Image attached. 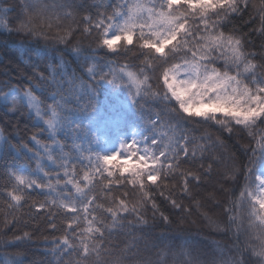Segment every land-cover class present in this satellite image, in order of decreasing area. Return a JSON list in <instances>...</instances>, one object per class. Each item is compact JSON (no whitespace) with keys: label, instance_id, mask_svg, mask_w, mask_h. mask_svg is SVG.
Listing matches in <instances>:
<instances>
[{"label":"snow or ice","instance_id":"1","mask_svg":"<svg viewBox=\"0 0 264 264\" xmlns=\"http://www.w3.org/2000/svg\"><path fill=\"white\" fill-rule=\"evenodd\" d=\"M247 6L248 0H119L111 5L110 13L97 11L95 17L88 14L82 18L88 25L84 31L91 33L95 30L97 33L98 50L106 49L119 55L118 50L134 45L135 39L139 54L144 57L143 67L139 72L121 67L119 72L109 73L111 79L97 71L96 66L87 68L91 80L87 93L92 104V111L89 113L92 116L89 120L92 142L96 145L110 143L107 139L108 129L103 124L92 127L96 123L97 109L94 102L97 98V83L106 81L113 89L127 83L129 89H135L134 104H138L140 99L151 97L154 103L161 106V112L150 122V127L133 128L130 139L121 136V127H117L115 132L118 147L107 150L104 155L100 154L105 151L101 148L95 153L94 164L93 157L90 156V170L84 172L82 178L76 171V165L64 153V145L57 136L65 128L78 130L80 126L74 125L73 121L83 113L69 109L67 98L59 92L44 107L43 101L31 89L10 90L3 94V99L10 101L14 110H18V105L26 104L46 126L45 130L51 140V143L42 144L36 136L31 137L39 149L32 152V156L37 158L36 168L11 173L15 184L4 195L12 202L9 207L16 208L26 199L23 193L39 189L52 199L37 202V211L48 210L51 213V209L56 208L69 215L63 238L51 241L55 245L53 255L61 254V264H71V261L62 260L63 256L71 253H82L84 260L94 254L95 264H164L159 257L154 260L150 256H129L131 247L110 261L105 260L101 256L104 245L97 241L105 240L106 231L111 235V229L125 227L122 214L135 215L136 223L129 221V228L147 226V221L140 213L149 202L154 213L158 211L154 186L167 187L164 181L172 179L174 175H182L181 192L187 194L190 191V181L200 183L202 175L210 174L211 163L208 170L201 163L195 172H177L181 163H191L197 159V148L201 152L199 159H206L203 154L206 151L204 144L192 146L194 137L187 131L190 125L206 124L215 129L219 134L215 138L212 132H208L201 135L200 139L209 142L210 146L221 147H226L221 137L231 139L238 129L248 130V135L251 136L254 129L264 125V64L253 62L252 58L256 54L246 50V43L250 41L246 40L245 35L235 25L229 28L232 18L240 15ZM48 7L65 9L72 8L73 5L70 0H62L49 6L42 5L41 0H24L23 10L27 19L20 23L17 30L33 36L43 35L33 23L34 13L37 10L42 12ZM11 10L10 7L4 8L3 12L6 14ZM260 23L262 27L259 31L264 33V0L260 8ZM0 26L7 27L3 16H0ZM71 34L69 28L65 35L57 38L63 41ZM145 68L154 75H146ZM38 78L41 81L47 79L43 73H39ZM152 79L158 91L152 90L153 85L149 83ZM162 116L168 118V131L157 134L155 129ZM120 119L123 120V116ZM102 129L103 136L98 135ZM149 131L158 139L145 136V132ZM138 136L140 139H137ZM6 143L7 138L0 133V144ZM257 144L258 148L251 149L248 161L251 167L245 166L246 180L256 173L255 186L247 191L246 196L245 192L240 193V202L245 199L251 202L247 228L245 229L242 218L232 215V207L224 209L228 218V230L231 231L233 226L236 228L233 235L237 242L233 244V248L240 258L228 257L211 261L187 259L183 264H247L243 259L245 250L239 243L240 236L245 234L244 243L251 248L252 255L259 258L258 264H264V134L257 139ZM22 150L31 151L27 149V145H23ZM134 157L135 162L130 164ZM231 159L234 160L235 157ZM47 167L55 171L46 170ZM238 172L234 167L230 174H222L224 182L234 180ZM101 178L107 181L104 185L107 191L114 185H121L122 179L126 180L127 184L138 188L140 199L131 207L125 199L113 200L115 207L104 210L103 205L96 203L99 197L94 195L96 183ZM220 190L231 191L223 188ZM160 195L163 196V192ZM170 203L175 209L187 211L175 199L170 200ZM196 203L199 207V202ZM98 210H104L110 215L111 225H106L103 219L94 215ZM160 215L161 219L168 221L167 216L163 213ZM82 222L87 226L81 228ZM209 222L216 224L211 218ZM216 226L219 227L218 224ZM55 227V224H51L53 230ZM30 239V233L24 232L13 241L4 240L3 243ZM152 247L156 245L153 244ZM22 256L23 253L17 252L6 264H23ZM76 264H80V261Z\"/></svg>","mask_w":264,"mask_h":264},{"label":"trees","instance_id":"2","mask_svg":"<svg viewBox=\"0 0 264 264\" xmlns=\"http://www.w3.org/2000/svg\"><path fill=\"white\" fill-rule=\"evenodd\" d=\"M58 2L62 0H41V4L46 6ZM70 2L72 8L48 7L42 12L35 11L33 23L43 35L33 36L17 30L20 23L27 19V14L23 10L24 0H0V16L7 22L6 28L0 26V133L8 141L6 144H0V264H6L17 252L23 253L21 257L23 264H61V254L53 255L55 245L51 241L63 238L70 218L62 209L52 208L51 213L48 210L37 211V202L52 199L39 189L23 193L26 199L20 206L9 207L12 202L4 193L12 190L15 184L11 173L36 168L37 158L32 156V152L39 149L31 137L36 136L42 144L51 143V140L45 130L46 126L36 118L26 104L18 105V110H14L10 101L6 102L3 99V94L10 90L31 89L43 101L44 107L50 104L52 96L59 92L67 98L69 109L83 113L73 121L74 125L80 126L78 130L65 128L57 136L64 145V153H67L70 162L76 165V171L82 178L84 172L90 170L88 158L93 157L94 164L95 153L103 146L92 142L89 131L92 104L87 93V86L91 83L87 68L96 66L97 71L111 79L109 73L119 72L121 67L136 72L143 67L144 57L139 54L135 39L134 45L121 47L118 50L120 54L116 55L106 49L98 50L95 30L91 33L84 31L88 27L82 19L85 15L92 14L95 17L97 11L110 13L111 5L118 3L119 0H70ZM261 4L262 0H248L245 10L234 16L232 25H229V28L235 25L245 35L246 40L250 41L246 43V50L256 54L252 59L257 64H264V33L259 31L262 27ZM9 7L12 10L5 14L3 9ZM69 12L71 15H68ZM69 28L72 34L60 41L57 37L65 35ZM227 30L226 28L225 31ZM144 71L146 75H154L147 68ZM39 73H43L47 79L41 81L38 78ZM58 81L60 83H57ZM149 83L153 85V91H158L154 79L149 80ZM95 87L97 98L94 104L97 112L96 123L92 127L103 124L108 129L107 139L117 138L115 132L117 127H121L120 135L129 139L133 128H149L150 122L161 112V106L154 103L151 97L140 99L138 104H134L135 89H129L127 83L113 89L112 85L101 81ZM121 116L123 120L120 119ZM157 123L158 127L155 129L157 134L168 131L166 116H162ZM187 131L194 137L193 147L199 144L206 146L203 153L206 159H199L201 152L197 148V159L191 163H181L177 172L184 173L188 170L195 172L201 163L204 169L208 170L211 163L210 174L202 175L200 183L190 181L188 185L190 191L187 194L181 192L182 175H174L172 179L164 181L167 187L154 186L158 211L154 213L149 202L140 213L147 221V226L129 228L127 227L129 221L136 223L135 215L122 214V223L125 227L111 229V235L106 231L105 240L97 241L104 245L101 256L105 260L110 261L129 247H131L129 256H150L154 260L159 257L164 264H183L187 259L211 261L228 257L240 258L239 253L233 248V244L237 242L233 235L236 228L233 226L231 231L228 230V218L224 209L232 207V215L242 218L244 227L247 228L251 202L246 199L240 202V193L243 191L246 196L247 191L255 186L256 173L246 180L245 166L251 167L248 164L251 149L259 147L257 139L264 134V125L254 129L251 136L248 135V130L238 129L231 139L227 136L221 137L226 147L210 146L209 142L200 139L201 135L208 132H212L214 138L219 135L206 124L190 125ZM100 133H103V129ZM145 136L158 139L153 137L150 131L145 132ZM23 145H27V149L31 151L22 150ZM40 154L43 156L42 152ZM100 154L104 155L103 152ZM233 156L234 160L231 159ZM213 160L218 162L213 163ZM134 162L135 157L130 164ZM234 167L239 170L235 179L224 182L222 174H230ZM46 170L55 171L51 167H47ZM106 184L107 181L101 178L96 183L94 192V195L99 197L96 203L103 205L104 210L115 207L113 200L125 199L131 207L140 199L138 188L127 184L126 180L122 179L121 185L112 186L110 191L105 190ZM221 188L231 191H221ZM161 192L163 196L160 195ZM172 199L182 203L187 211L173 208L170 203ZM104 210H98L94 215L103 219L106 225H111V217ZM161 213L169 218L168 221L161 219ZM209 218L216 224H211ZM51 224H55V230L51 228ZM86 226L82 222L81 228ZM24 232L30 233V240L3 243L4 240L13 241ZM245 235H241L239 240L245 250L243 259L247 264H258L259 258L253 256L251 248L244 243ZM153 244L156 247H152ZM62 260L71 261V264H76L77 261H80V264H95L96 257L93 254L84 260L82 253H71L63 256Z\"/></svg>","mask_w":264,"mask_h":264},{"label":"rangeland","instance_id":"3","mask_svg":"<svg viewBox=\"0 0 264 264\" xmlns=\"http://www.w3.org/2000/svg\"><path fill=\"white\" fill-rule=\"evenodd\" d=\"M98 135L103 136V133H98ZM108 140L110 141V143L102 146V149L105 150L103 152V154H107L106 151L109 150V149L115 150V148L118 147V137L117 138H114V139H108Z\"/></svg>","mask_w":264,"mask_h":264}]
</instances>
